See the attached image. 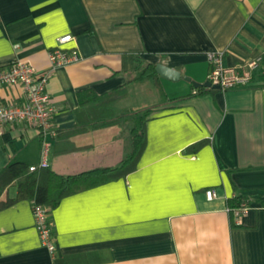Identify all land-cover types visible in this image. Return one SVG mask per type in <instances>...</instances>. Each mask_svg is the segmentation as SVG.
Wrapping results in <instances>:
<instances>
[{
    "label": "crops",
    "instance_id": "0c3cea01",
    "mask_svg": "<svg viewBox=\"0 0 264 264\" xmlns=\"http://www.w3.org/2000/svg\"><path fill=\"white\" fill-rule=\"evenodd\" d=\"M66 34L74 38L62 48L81 59L49 81L52 130L6 125L0 171L38 164L43 140L57 173L114 166L130 150L135 113L151 109L145 148L136 170L49 212L56 256L33 200L0 209V264H264V0H0V68L50 70L49 51ZM210 52L223 53L225 67L257 61L251 83L196 93L184 79L135 80L143 59L204 82ZM138 85L159 87L162 99L135 103ZM24 98L21 85L0 86L1 101ZM17 191L16 180L0 200ZM236 194L249 198L239 224L227 203Z\"/></svg>",
    "mask_w": 264,
    "mask_h": 264
},
{
    "label": "built area",
    "instance_id": "2783aa9c",
    "mask_svg": "<svg viewBox=\"0 0 264 264\" xmlns=\"http://www.w3.org/2000/svg\"><path fill=\"white\" fill-rule=\"evenodd\" d=\"M72 34L59 37L57 46L49 51L52 68L39 72L33 64L28 61L14 62L8 68H0V86L19 84L25 92L24 101L20 104L5 103L0 100V133L4 131L6 125L15 123H27L37 127L43 136L52 130V119L56 108L51 101L48 91V84L57 68L79 61L81 55L77 49H64L62 45L73 40ZM208 59L211 70L208 80L212 84L219 85L220 89L227 90L235 87L247 86L251 83L253 75L259 67L257 61L225 67L223 65V53L210 52ZM51 143L43 140L41 148V159L38 164L30 165V171L38 168H46ZM206 197L209 200L217 197L215 189H207ZM248 204H242L233 210L236 224L247 210ZM230 210V209H229ZM35 225L43 245H45L53 256H56L57 244L53 232L52 224L49 222L47 208L41 205H33Z\"/></svg>",
    "mask_w": 264,
    "mask_h": 264
},
{
    "label": "trees",
    "instance_id": "16d2710c",
    "mask_svg": "<svg viewBox=\"0 0 264 264\" xmlns=\"http://www.w3.org/2000/svg\"><path fill=\"white\" fill-rule=\"evenodd\" d=\"M136 62L135 80L160 77L155 70V65L152 63L143 59H137ZM205 91H213V89L208 87L196 89V93ZM83 97L84 92L80 94L81 103L83 102ZM150 113L151 109L135 113L134 125L130 133V150L114 166L65 175L57 173L49 167L30 171V165L20 161L8 164L0 171V196L7 186L16 180L18 181V191L15 198L0 200V209L6 208L18 200L31 199L33 200V205H41L47 208L49 215V212L56 208L65 196L119 179L136 170L146 144V120ZM248 202L249 198L242 194H236L228 199L227 203L232 220L234 218L233 210L242 204H248ZM49 222L51 223L50 220Z\"/></svg>",
    "mask_w": 264,
    "mask_h": 264
},
{
    "label": "water",
    "instance_id": "95a60500",
    "mask_svg": "<svg viewBox=\"0 0 264 264\" xmlns=\"http://www.w3.org/2000/svg\"><path fill=\"white\" fill-rule=\"evenodd\" d=\"M155 70L162 78L170 81L176 82L179 81L180 79H184L188 82H191L195 88L208 87L212 89H220L219 85L212 84L210 80H206L204 82L195 81L190 76L183 75L180 70L172 68L169 65L162 62L156 64Z\"/></svg>",
    "mask_w": 264,
    "mask_h": 264
},
{
    "label": "rangeland",
    "instance_id": "374dc122",
    "mask_svg": "<svg viewBox=\"0 0 264 264\" xmlns=\"http://www.w3.org/2000/svg\"><path fill=\"white\" fill-rule=\"evenodd\" d=\"M148 85H152V83ZM151 88L152 89L148 88L146 85H138L134 92V102L140 103L143 101L147 104H153L162 99V90L159 89V87L156 88V86Z\"/></svg>",
    "mask_w": 264,
    "mask_h": 264
}]
</instances>
